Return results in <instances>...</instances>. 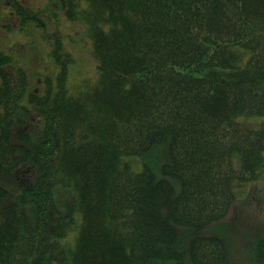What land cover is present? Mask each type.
Wrapping results in <instances>:
<instances>
[{"label":"trees","instance_id":"obj_1","mask_svg":"<svg viewBox=\"0 0 264 264\" xmlns=\"http://www.w3.org/2000/svg\"><path fill=\"white\" fill-rule=\"evenodd\" d=\"M64 14L92 41L93 79L68 87L58 30L51 74L0 56V264H238L207 230L237 219V187L264 166V119L246 121L264 118V0ZM164 141L159 175L128 161ZM252 253L264 264V238Z\"/></svg>","mask_w":264,"mask_h":264},{"label":"rangeland","instance_id":"obj_2","mask_svg":"<svg viewBox=\"0 0 264 264\" xmlns=\"http://www.w3.org/2000/svg\"><path fill=\"white\" fill-rule=\"evenodd\" d=\"M68 21L66 17L60 15L57 24L51 22L44 30L33 27L28 32H6V35L2 36L3 45H0V51L17 58L26 69L42 78L55 70L49 55L52 48L49 37L55 34L54 30H58L64 45L76 54V61L68 70L67 85L73 89L80 82L93 79L97 70L90 50L92 41L87 36L86 28L78 22L70 24ZM14 41L16 43L11 47ZM19 45L24 46L14 48ZM36 80L32 76L31 84ZM239 119L243 120L242 117ZM263 119V117H252L246 121H253L257 126ZM167 146L168 141H164L148 152L128 157V161L135 170L139 171L147 167L159 175L160 166L166 158ZM234 161L236 163V160ZM259 172L258 178L236 189V204L239 207L237 219L230 217L207 230L208 233L219 236L225 242L229 255L236 259L238 264H263L261 260L253 258L252 253L260 238H264V166ZM184 259L185 256L180 255L178 262H184Z\"/></svg>","mask_w":264,"mask_h":264},{"label":"flooded vegetation","instance_id":"obj_3","mask_svg":"<svg viewBox=\"0 0 264 264\" xmlns=\"http://www.w3.org/2000/svg\"><path fill=\"white\" fill-rule=\"evenodd\" d=\"M65 9L66 0H0V45H3L2 36H5L6 32H28L33 27L44 30L51 22L57 24L60 15L65 17ZM33 11L40 14L38 21L41 27L33 23ZM42 38L44 39V36ZM15 43L16 41L11 47ZM23 46L19 45L14 48Z\"/></svg>","mask_w":264,"mask_h":264}]
</instances>
